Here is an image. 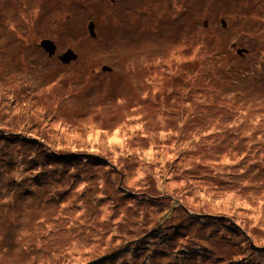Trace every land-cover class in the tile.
<instances>
[{
	"label": "rangeland",
	"instance_id": "obj_1",
	"mask_svg": "<svg viewBox=\"0 0 264 264\" xmlns=\"http://www.w3.org/2000/svg\"><path fill=\"white\" fill-rule=\"evenodd\" d=\"M109 1L0 0V264H264V0Z\"/></svg>",
	"mask_w": 264,
	"mask_h": 264
},
{
	"label": "flooded vegetation",
	"instance_id": "obj_2",
	"mask_svg": "<svg viewBox=\"0 0 264 264\" xmlns=\"http://www.w3.org/2000/svg\"><path fill=\"white\" fill-rule=\"evenodd\" d=\"M111 1L114 3H116L118 1L117 3H119L118 9L123 14V16H120L121 17L120 18L121 22H119V23H121L120 25H123V24H125L127 26L130 25L129 28L132 29L133 36L131 37V41H134L135 42L134 44H136V47H137L134 50L135 60L144 63V57L141 56V52H140L141 43H142V45H144V42H145V44H147L146 42L150 38H154V39L156 38L157 40H161V41L165 42L168 39V37L171 36L170 27L167 28L166 23L162 24L159 21L157 22V14L161 13V12L169 11L168 15L166 17H164V20L165 19H171L170 16H173L172 11L174 8L172 6V3L169 5V8H168V7H164L163 4H159V3H162L161 0H136L134 2V9H131L129 6L124 5L127 1L125 3L123 0H111ZM188 1H189V3H188ZM112 2L109 1V4L112 5ZM183 2L186 4V6H188L189 9H187V12L185 13L184 10L179 8L181 10L178 11V14L185 15L190 10L191 0H185ZM176 16H181V15H176ZM109 18H112V17H109ZM196 19H198V18H196ZM150 21H152L151 22L152 24H150ZM90 22H93V21H90ZM155 23L156 24L158 23L159 26H156ZM204 23L206 26H208V24H209L208 20H206ZM94 25H96V24H94ZM222 25L224 27L227 26V22L225 19H222ZM110 26L112 27V25H110ZM140 28H141V30H144L143 35H139V29ZM90 35H92V34H90ZM95 35H92V36H95ZM39 46L43 47L41 45V43ZM234 47H236V44ZM68 49H72V48L68 47L65 51L61 52L62 50H59V48L56 44L55 53L50 55L48 52L47 55L50 56V58L57 59V61L59 63H69L72 61L75 62V60H77V58H78V53L76 51H74L77 55L76 58H74L70 61L65 62L61 58L62 54L64 52H66ZM243 50H245L247 52L248 48L237 47V52L242 54V55H245V53H244L245 51H243ZM139 57H141L140 60H139ZM102 65L105 66L104 63ZM107 66L112 68V66H110V65H107Z\"/></svg>",
	"mask_w": 264,
	"mask_h": 264
},
{
	"label": "water",
	"instance_id": "obj_3",
	"mask_svg": "<svg viewBox=\"0 0 264 264\" xmlns=\"http://www.w3.org/2000/svg\"><path fill=\"white\" fill-rule=\"evenodd\" d=\"M93 28H94V27H93V24L90 23V24H89V30H90V32H91L92 35H94V30H93ZM41 45H42L43 47H45L46 50H48V52H49L50 54H54L55 51H56V44H55V42L52 41L51 39H44V40H42V41H41ZM76 56H77L76 53H75L72 49H68L66 52H64V53L62 54L61 58H62L65 62H67V61H70V60L76 58ZM104 69H105V67H104Z\"/></svg>",
	"mask_w": 264,
	"mask_h": 264
},
{
	"label": "trees",
	"instance_id": "obj_4",
	"mask_svg": "<svg viewBox=\"0 0 264 264\" xmlns=\"http://www.w3.org/2000/svg\"><path fill=\"white\" fill-rule=\"evenodd\" d=\"M72 50H73V49H72ZM73 51H74V50H73ZM43 119H45V116H43ZM40 141H41V140H40ZM40 141H39V143H40ZM184 249H185V248H184ZM184 249H183V251H184ZM183 251H182V252H183ZM115 257H116V256H115ZM110 260H111V261H114V260H116V258H114V257H110Z\"/></svg>",
	"mask_w": 264,
	"mask_h": 264
}]
</instances>
